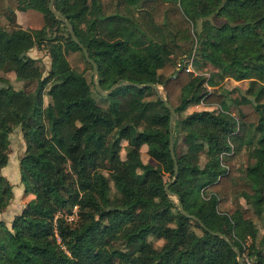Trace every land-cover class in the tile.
Listing matches in <instances>:
<instances>
[{
  "label": "trees",
  "instance_id": "trees-1",
  "mask_svg": "<svg viewBox=\"0 0 264 264\" xmlns=\"http://www.w3.org/2000/svg\"><path fill=\"white\" fill-rule=\"evenodd\" d=\"M48 2L8 0L12 10L27 3L44 11L56 23L54 32L63 26L67 39L49 36L46 28H0V71L9 62L16 80L38 81L34 91L26 92L0 77V168L8 161V131L19 126L25 141L20 181L33 195L10 229L0 222V264H238L233 247L244 264H264V238L258 246L245 245L257 233L253 214L264 212V0H116L109 11L102 0L54 1L96 62L103 89L119 80L162 87L177 114L172 134L178 176L168 188L190 215L228 242L184 216L178 200L166 194L174 165L165 104L150 87L123 86L101 97L77 70L83 65L92 74L65 25L48 11ZM0 12L5 13L2 0ZM210 15L223 16L224 22L211 25ZM46 40L52 63L41 78L28 51ZM194 49L225 76L249 80L243 98L253 108L239 111L240 121L224 111L182 116L190 105L221 104L227 96L222 88L209 90L204 76L185 71L182 60ZM150 94L155 98L148 99ZM96 95L112 113L101 143ZM45 96L49 101L43 105ZM180 127L186 130L181 154ZM129 137L132 143L121 158L120 141ZM232 144L236 150L252 147L255 163L236 167L224 156ZM142 148L161 169L142 162ZM202 151L213 162L208 177L199 166ZM67 168L70 176L62 174ZM111 181L126 200L110 198ZM201 190L209 197L204 199ZM12 197V185L0 175V212ZM229 202L233 212L219 213L218 205ZM74 207L77 221L70 223L66 216ZM149 236L162 244L154 247Z\"/></svg>",
  "mask_w": 264,
  "mask_h": 264
},
{
  "label": "rangeland",
  "instance_id": "rangeland-1",
  "mask_svg": "<svg viewBox=\"0 0 264 264\" xmlns=\"http://www.w3.org/2000/svg\"><path fill=\"white\" fill-rule=\"evenodd\" d=\"M3 1V9L5 13L0 12V28H4L6 30H11L13 28H22V29H41L46 28L49 36H54L58 34L61 35L64 39H67L66 30L63 26H60V30L58 33H55L56 23L47 15L44 11H40L36 8H29L28 4L16 5L15 9H11L8 0ZM18 0H13L16 4ZM20 2V1H19ZM103 6L106 7V11L111 10V8L115 7L116 0H102ZM225 17H219L215 15H210L207 17V21L211 25L219 26L224 22ZM216 27L211 29L212 33H217ZM47 41L42 45L40 49L32 48L28 51V55L33 57L36 62L35 65L38 67L41 78L47 77L51 70L52 58L49 54V48H47ZM203 58L196 52V50H192L190 55L184 58L185 68L189 69V73L192 75H202L205 77V85L209 90L222 88L227 91V96L225 98V103L221 104H211L205 105L204 103H198L188 106L185 110L182 111V116L189 114L192 111L203 110V107H207V111H212L214 113H218L219 111H224L232 114L236 120L239 119V111L241 112H250L252 110V104L247 102L245 98V90L249 86V80L235 81L227 76H225L220 69L215 67V65H211L202 60ZM78 71H83L86 78L92 83V74L91 69L89 67H84L83 65H79L77 67ZM227 74H231L227 72ZM0 77L6 78L10 85L16 90H25L26 92H32L35 90L38 81H18L15 79V73L13 69V65L11 63H6L2 70L0 71ZM93 85V83H92ZM48 88V87H47ZM160 90L162 89L159 86ZM47 90V89H46ZM102 97V96H101ZM154 95L150 94L148 99H154ZM95 100L97 101L94 110L98 113L99 119L95 124L96 130L100 135L98 141L101 143L104 140H107L105 135V130L107 127V121L111 118V111L109 109L108 103L102 100L98 95L95 96ZM49 101L47 96L43 99V105H46ZM179 129V137L177 142V151L179 154L182 153V148L184 147L182 144V135L186 133V130L182 127ZM132 143V138L129 137L126 140L120 141V151L119 155L121 158L125 157V147ZM7 145H8V161L6 166L0 168V175L5 177L7 181L12 185L13 197L9 202V205L3 212H0V222H3L7 228H11V223L13 219L19 215L24 208H26L29 200L33 198L32 194H27L24 190V186L20 181L19 174V158L23 155L25 150V141L22 136V132L19 126H14L12 129L8 131L7 134ZM236 144H232V150L229 153H225V157L229 156L233 162V164L239 169H243L245 166H250L255 163V157L252 153V147H249L247 144L241 145L237 150L235 149ZM204 147V146H202ZM142 148L140 150V157L143 163H149L153 165L157 169H161L160 164H158L155 160L149 157ZM235 149V150H234ZM222 157V155H221ZM220 157V158H221ZM220 164L226 168L224 163L222 162V158ZM199 166L203 170V175L208 177L210 175V171L213 167V162L208 159L205 152L202 151L199 155ZM106 175L108 171H103ZM63 175L70 176V172L65 169L62 172ZM169 175L164 174V180H168ZM210 192H204L201 190V195L204 199L209 197ZM110 198L111 199H120L126 200L121 196L118 190L114 187L113 182H110ZM264 197V187L263 193ZM174 198V197H173ZM243 207H249L243 199L240 200ZM234 210L232 203L220 204L218 205L219 213L230 214ZM77 207H74L72 210V215L66 216V219L70 223H75L77 221ZM252 220L254 225L256 226L257 233L254 239L247 238L245 241V245L248 246L251 242L254 243L255 246H258L260 241L264 238V212L261 216L253 214ZM212 226H215V223H212ZM195 231L198 235H201V231L195 228ZM148 240L152 242L154 247H159L162 244V240H156L153 237L149 236ZM245 254V253H244ZM246 256V254H245Z\"/></svg>",
  "mask_w": 264,
  "mask_h": 264
},
{
  "label": "water",
  "instance_id": "water-1",
  "mask_svg": "<svg viewBox=\"0 0 264 264\" xmlns=\"http://www.w3.org/2000/svg\"><path fill=\"white\" fill-rule=\"evenodd\" d=\"M54 1L55 0H49L48 5H47L48 11L50 13H52L54 15V17H56V18H58V19L61 20V22L65 25V27H66V29H67V31H68V33H69L72 41L74 43H76V45L82 50L83 55H84L86 61L89 64H91V66H92V83L94 85L95 91L100 96H102V97L109 96L113 91H115L116 89H118L120 87H123V86H132V87H135V88H138V89H143V88H146V87H150V88L153 89V91L157 95L158 99L165 104L166 108L170 112L169 125H168V129H169V151H170V155L172 157L173 165H174V175H173V178L164 187L165 188V191H166V194L168 196H172V197H174L175 199L178 200V202H179V209H180L181 213L184 216L192 218L203 229H205L206 231H208L209 233H211L213 235H217V236L223 238L225 241L228 242V240L226 239V237H225L224 234H222L220 232H214V231L210 230L208 227H206L202 223V221L198 217L190 215L184 209V207H183V205L181 203V200H180V197L178 196V194L170 191L169 188H168L170 184H172V183H174L176 181L177 176H178V163H177L176 155H175V152H174L173 134H172V124H173V121L176 118L177 114H176V111L174 110V108L163 97L159 86L158 85H155V84H152V83L138 84V83L130 82V81H127V80H119L118 82L112 84L107 90L103 89L101 87V85H100L98 67H97L96 62L92 58L89 57L87 50L85 49V47L83 46V44L78 40V38H77V36H76V34L74 32L73 25L70 23V21L61 12H59L58 10H56L54 8ZM233 250L235 251V253L237 255L238 264H244L243 258L241 256L239 250L237 248H235V247H233Z\"/></svg>",
  "mask_w": 264,
  "mask_h": 264
},
{
  "label": "built area",
  "instance_id": "built-area-1",
  "mask_svg": "<svg viewBox=\"0 0 264 264\" xmlns=\"http://www.w3.org/2000/svg\"><path fill=\"white\" fill-rule=\"evenodd\" d=\"M182 63H184V59L182 60ZM178 64H179V63H178ZM184 64H185V63H184ZM185 71H186V72H189V69H186V68H185ZM248 264H249V263H248Z\"/></svg>",
  "mask_w": 264,
  "mask_h": 264
},
{
  "label": "crops",
  "instance_id": "crops-1",
  "mask_svg": "<svg viewBox=\"0 0 264 264\" xmlns=\"http://www.w3.org/2000/svg\"><path fill=\"white\" fill-rule=\"evenodd\" d=\"M205 105L207 106V105H211V104H205ZM203 108H204L203 110L207 109V107H203Z\"/></svg>",
  "mask_w": 264,
  "mask_h": 264
}]
</instances>
